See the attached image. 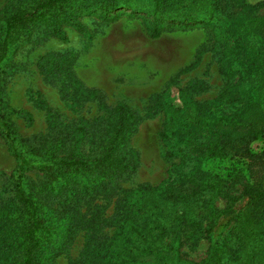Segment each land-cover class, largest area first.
<instances>
[{"label":"trees","instance_id":"1","mask_svg":"<svg viewBox=\"0 0 264 264\" xmlns=\"http://www.w3.org/2000/svg\"><path fill=\"white\" fill-rule=\"evenodd\" d=\"M116 9L150 15L145 34L151 39L165 30L209 27L223 51L218 69L225 79L216 96L202 101L186 88L179 89L178 106L158 96L152 110L164 116L158 139L164 158L177 159L170 164L174 178L154 188L161 197L143 195L137 212L125 218L121 238L93 253L94 264H264V148L251 149L264 140V12L252 14L242 0H6L0 8V64L35 28L63 40L65 28L85 33L79 18L92 14L113 22ZM46 58L41 67L51 73L53 59ZM134 126L131 109L116 103L87 149H69L88 139L78 137L80 128L72 131L76 136L64 132L28 143L0 110V137L15 161L12 196L0 200V264H51L66 237L64 208L134 169L123 151ZM224 157L243 160L252 179L227 206L213 209L199 197L205 188L217 190L219 179L200 163ZM30 171L41 176L29 178ZM178 187L188 191L181 194ZM184 236L207 240L198 261L181 257Z\"/></svg>","mask_w":264,"mask_h":264},{"label":"rangeland","instance_id":"2","mask_svg":"<svg viewBox=\"0 0 264 264\" xmlns=\"http://www.w3.org/2000/svg\"><path fill=\"white\" fill-rule=\"evenodd\" d=\"M5 1L0 0V8ZM242 8L262 14L264 0H242ZM128 12L114 10L111 15L118 14V18L113 22L92 14L83 16L79 21L85 33L65 28L63 40L45 36L35 28L29 40L11 47L0 64V110L28 143L43 142L64 132L76 136L72 131L80 128L78 137L88 139L68 148L85 150L90 136L99 133L116 103L127 105L135 119V129L123 148L134 169L101 192L64 208L68 214L66 237L51 264H94L98 258L93 253L102 246L112 247L121 238L125 218L137 212L143 195H164L154 188L174 178L170 164L177 159L167 160L162 154L158 131L164 116L161 110H152L158 96L161 94L166 104L178 106L179 89L186 88L192 99L202 101L216 96L225 79L218 69L223 51L213 43L209 27L200 28L199 35L192 37L191 44L196 47L193 60L176 70L168 50L169 34L176 31L167 30L160 39H151L145 34L151 16ZM45 57L53 59L51 73L41 67ZM231 59L234 62V57ZM263 148L264 140L251 143L254 151ZM14 164L0 137V200L12 196ZM200 167L219 179L217 190L205 188L199 197L213 209L227 206L252 179L244 161L236 158L204 159ZM178 169L182 171L183 166ZM27 174L29 178L41 176L37 171ZM177 190L181 194L188 191L185 187ZM181 238L183 259L198 261L204 256L208 245L205 238Z\"/></svg>","mask_w":264,"mask_h":264},{"label":"crops","instance_id":"3","mask_svg":"<svg viewBox=\"0 0 264 264\" xmlns=\"http://www.w3.org/2000/svg\"><path fill=\"white\" fill-rule=\"evenodd\" d=\"M167 31V30H165ZM162 31L158 39L164 35L165 32ZM176 31L170 35V41L168 44V50L170 52L171 57L175 61L176 70L179 69L181 66H185L189 64L196 53V47L191 44V39L194 36H198L201 32L200 28H194L185 31H178V30H168ZM169 38V36H167ZM177 37H183V39H176ZM188 38V39H187ZM173 39V40H172ZM180 70V69H179Z\"/></svg>","mask_w":264,"mask_h":264}]
</instances>
